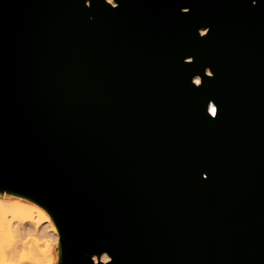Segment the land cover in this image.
<instances>
[{
  "label": "water",
  "instance_id": "obj_1",
  "mask_svg": "<svg viewBox=\"0 0 264 264\" xmlns=\"http://www.w3.org/2000/svg\"><path fill=\"white\" fill-rule=\"evenodd\" d=\"M112 5L0 0V190L63 264H264V0Z\"/></svg>",
  "mask_w": 264,
  "mask_h": 264
},
{
  "label": "bare ground",
  "instance_id": "obj_2",
  "mask_svg": "<svg viewBox=\"0 0 264 264\" xmlns=\"http://www.w3.org/2000/svg\"><path fill=\"white\" fill-rule=\"evenodd\" d=\"M112 4H115V0H112ZM204 31L205 29L202 30V32ZM197 78L199 77L196 76L195 80H197ZM210 107H214V105L211 103ZM29 199L32 200L31 198ZM8 200L0 201V223L3 224L5 232L10 231L12 236L11 246L9 247L6 245V255L16 258L19 257L17 256V253L21 251L20 249L23 250V248H28L26 249L27 251L26 250L24 251H26V253L29 254L27 255V257L29 256V258L28 260H26L27 262L24 263L21 262V264H36L37 260L42 261L46 259L49 255H51L52 250H50L49 252H44L42 250L40 251V249L38 250V247L36 245L40 246L39 244H37L39 242L38 238L40 240V238L42 239V237L43 238L47 237V234L51 233L49 231L46 234L45 230L47 227L49 229L50 226L52 228L53 227L52 223L44 219L42 212L40 211L34 212V210L32 209L27 210L26 207L23 206L19 200H15V199L13 200L10 199L9 201ZM39 206L43 207L40 204ZM41 220L42 221L44 220L43 222L45 223H40ZM8 221H11L10 225L8 224ZM53 230H55V232H53ZM51 231L53 233L51 234L53 237L58 238L61 235L57 223L55 224V227H53ZM48 236L50 235L48 234ZM52 236L50 237L52 238ZM104 255L105 253L102 255V257ZM96 258L97 257H95V259Z\"/></svg>",
  "mask_w": 264,
  "mask_h": 264
},
{
  "label": "clouds",
  "instance_id": "obj_3",
  "mask_svg": "<svg viewBox=\"0 0 264 264\" xmlns=\"http://www.w3.org/2000/svg\"><path fill=\"white\" fill-rule=\"evenodd\" d=\"M108 5H112V3H109V0H108ZM115 6H113V7H115ZM207 75L209 77H211L213 75L211 69L207 72ZM8 224L10 225L11 221H8ZM53 232H55V230H53ZM11 242H12L11 232L10 231L5 232L3 224L0 223V264H21V262L24 259L28 258L24 252H21L19 259L7 256L6 255V245L10 247ZM25 243H26V241H25ZM45 245L46 246L44 249H42V251H44V252H49L50 250H53V251L51 252V255H49L46 259H44L42 261L37 260L36 264H57L58 253L54 251V249L58 245L57 237H53L49 241H46Z\"/></svg>",
  "mask_w": 264,
  "mask_h": 264
},
{
  "label": "rangeland",
  "instance_id": "obj_4",
  "mask_svg": "<svg viewBox=\"0 0 264 264\" xmlns=\"http://www.w3.org/2000/svg\"><path fill=\"white\" fill-rule=\"evenodd\" d=\"M13 200V199H15V200H19L20 201V203H22V205L23 206H25L26 207V209L28 210V209H32V210H34V212H36V211H40V212H42V215L44 216V219H46V220H48V221H50L51 223H52V225H53V227H55V224H56V221H55V219L53 218V216L51 215V213L46 209V208H44V207H40L39 206V204L37 203V202H35V201H32V200H30L28 197H26V196H23V195H18V194H14V193H12V192H8V191H5V190H0V201H7V200ZM8 200V201H9ZM13 202V201H12ZM44 221V220H43ZM42 220H41V222L40 223H45V222H43ZM47 224V223H46ZM42 225H45V224H42ZM52 227V228H53ZM52 228H51V226L49 227V229H48V227L46 228V230H45V233L47 234L49 231L51 232V233H48L50 236H52L51 234H53L52 233ZM48 234H47V237H42V239L40 238V240H39V238H38V241H36V242H38L37 244H39L40 246H38V245H36L37 247H38V250L40 249V251L42 250V249H44L45 248V242L48 240H50L51 239V237L50 236H48ZM50 237V238H49ZM52 238H53V236H52ZM58 239V245H57V247L54 249V251L55 252H57L58 253V256H59V253H60V246H61V254H62V245H61V238H60V236L57 238ZM44 242V243H43ZM32 243V242H31ZM30 243V244H31ZM43 243V244H42ZM34 245V244H33ZM36 247V248H37ZM26 249H28V248H23V250L22 249H20L21 251H19L18 253H17V256H19V257H16V259H19L20 258V254H21V252L23 251L24 253H26ZM24 250H26V251H24ZM53 251V250H52ZM26 255H29L28 253H26ZM40 256V255H39ZM28 258H29V256H28ZM28 258L27 259H24L22 262L24 263V262H27L26 260H28ZM61 261H62V258H61ZM61 261H57V264H61Z\"/></svg>",
  "mask_w": 264,
  "mask_h": 264
},
{
  "label": "snow or ice",
  "instance_id": "obj_5",
  "mask_svg": "<svg viewBox=\"0 0 264 264\" xmlns=\"http://www.w3.org/2000/svg\"><path fill=\"white\" fill-rule=\"evenodd\" d=\"M251 2L253 4H255L256 3V0H251ZM109 3H112V0H109ZM189 10H190L189 7H184L183 8V12H185V13L189 12ZM201 27H203V26H201ZM205 33H209L207 28H205V32H202L200 35L201 36H205ZM187 57H189V60H187V61H193V59H192L193 56L192 55H188ZM212 74H213V72H212ZM195 83L197 85H201L202 84V81L198 78L195 81ZM207 111L210 112V113H212L213 116H216L218 114V108H216V107H208ZM110 258L112 259V257H109V255H107V254H105L102 257V259H104V260H109ZM58 260L61 261V246H60V253H59V256H58ZM61 264H63L62 261H61Z\"/></svg>",
  "mask_w": 264,
  "mask_h": 264
},
{
  "label": "built area",
  "instance_id": "obj_6",
  "mask_svg": "<svg viewBox=\"0 0 264 264\" xmlns=\"http://www.w3.org/2000/svg\"><path fill=\"white\" fill-rule=\"evenodd\" d=\"M196 81V80H195Z\"/></svg>",
  "mask_w": 264,
  "mask_h": 264
}]
</instances>
